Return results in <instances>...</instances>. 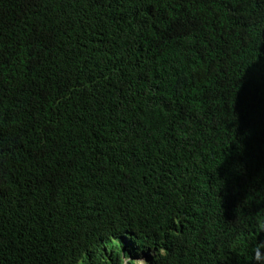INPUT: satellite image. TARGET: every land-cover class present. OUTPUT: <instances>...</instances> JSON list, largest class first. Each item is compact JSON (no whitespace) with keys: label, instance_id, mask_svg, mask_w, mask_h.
<instances>
[{"label":"trees","instance_id":"trees-1","mask_svg":"<svg viewBox=\"0 0 264 264\" xmlns=\"http://www.w3.org/2000/svg\"><path fill=\"white\" fill-rule=\"evenodd\" d=\"M263 163L264 0H0V264H264Z\"/></svg>","mask_w":264,"mask_h":264},{"label":"snow or ice","instance_id":"snow-or-ice-1","mask_svg":"<svg viewBox=\"0 0 264 264\" xmlns=\"http://www.w3.org/2000/svg\"><path fill=\"white\" fill-rule=\"evenodd\" d=\"M229 167H230V162L225 164V167H224V169H225L224 172L225 173H227ZM226 178L230 179V177H226Z\"/></svg>","mask_w":264,"mask_h":264},{"label":"clouds","instance_id":"clouds-1","mask_svg":"<svg viewBox=\"0 0 264 264\" xmlns=\"http://www.w3.org/2000/svg\"><path fill=\"white\" fill-rule=\"evenodd\" d=\"M261 166L264 167V165H261ZM138 260H139L138 264H140L142 262L144 263L145 260H147L148 261L147 263L150 264L149 259L143 258V259H138Z\"/></svg>","mask_w":264,"mask_h":264},{"label":"rangeland","instance_id":"rangeland-1","mask_svg":"<svg viewBox=\"0 0 264 264\" xmlns=\"http://www.w3.org/2000/svg\"><path fill=\"white\" fill-rule=\"evenodd\" d=\"M147 262H148V261H147V260H145V261H144V263L142 262V263H140V264H148Z\"/></svg>","mask_w":264,"mask_h":264}]
</instances>
